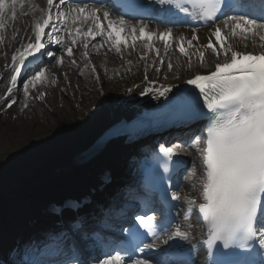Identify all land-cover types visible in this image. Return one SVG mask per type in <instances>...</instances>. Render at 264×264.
<instances>
[{"label":"snow or ice","instance_id":"snow-or-ice-1","mask_svg":"<svg viewBox=\"0 0 264 264\" xmlns=\"http://www.w3.org/2000/svg\"><path fill=\"white\" fill-rule=\"evenodd\" d=\"M63 3L64 0H47L46 9L33 7V11L40 12L39 18L34 20L35 42L27 43L12 56V87L16 86L22 69L27 71L28 66L35 63L29 57L40 59L37 54L45 49L46 42L57 45L64 42V36L60 32L71 39V45L81 43L86 58L89 57V42L95 41L97 37L109 41V50L114 48L117 53L122 52V46L134 47L138 39L143 40L147 42L148 52L154 51L158 62L165 65L166 61L159 59L161 49L151 42L154 39L162 41L165 55H168L169 42L174 39L172 29L150 31L147 25L131 23L133 19L150 14L151 8L143 0H125L124 12L117 19H112L109 11H103L102 15L109 29L107 32L101 21L99 8H90L87 3H77L75 7L61 11L60 5ZM156 3L169 12L175 10L184 13L205 24L217 19L222 21L215 25L212 34L215 43L209 38L205 47L211 49L217 59L221 54L220 50H223L225 61L217 62L215 70L210 74H196L194 78L187 80L186 84L193 87L177 92L170 101V106L177 117H190L195 112L198 118L207 121L200 135L194 136L192 142L184 146L196 148L202 155V202L189 199L188 203L198 209L208 228L206 247L216 253L212 264H264V253L251 251L253 242L264 249V51L259 54L238 51L223 31L224 28L230 29L232 38L245 41L249 37L253 40L258 38L260 47L264 48V0H231V3H225V0H156ZM24 5L25 0H0V32L4 31L5 14L11 12L15 19L16 8H23ZM125 16L129 19H125ZM46 29L51 34H46ZM3 40L4 37L0 35V43ZM191 47V41L187 42L186 47L181 38L178 50L188 58L189 65L191 55L187 49ZM66 51L68 57L73 56L71 46L66 45ZM44 54L57 56V52L51 49ZM140 58L145 59V56L141 55ZM198 59L201 64L205 60L203 51L199 52ZM58 62L62 65L64 57L60 56ZM166 66L169 71L174 67L171 62H167ZM92 70L95 71V66ZM46 71L47 69L37 71L34 80L43 81ZM24 91L28 92L27 85L24 86ZM153 91L149 87L144 94ZM171 91L170 87H162L158 95L166 96ZM8 93H11V88ZM8 106L11 107V104ZM204 108L207 112L203 111ZM201 141L204 142L202 150L198 147ZM181 147V144L162 145L159 152L170 161L178 155L177 150ZM159 180H163V177ZM155 183L158 184L159 181ZM167 198V190L161 185V202L166 203ZM171 199L179 200L180 196L172 193ZM155 211L151 201H144V211L137 216L144 232L133 229L127 244L107 245L102 250L104 258L97 259L96 264H156L150 259L135 258L131 254L141 243L143 248L156 247L155 243H143L145 234H150L153 241L162 239L164 244H168L170 240H189V233L180 227L168 231L162 227V222L158 225ZM165 232L166 239L162 236ZM179 247L180 245H170L169 249ZM143 248L139 250L143 251ZM240 250L250 254L245 255ZM168 251L165 250L164 255ZM158 264H195V257L192 250H189L175 261L161 260Z\"/></svg>","mask_w":264,"mask_h":264},{"label":"bare ground","instance_id":"bare-ground-1","mask_svg":"<svg viewBox=\"0 0 264 264\" xmlns=\"http://www.w3.org/2000/svg\"><path fill=\"white\" fill-rule=\"evenodd\" d=\"M37 8H44L47 7V0H25V5L23 8L17 7L16 8V17L13 19L11 12L5 14L4 19V31L2 32V36L4 37V46L6 48V53L0 52L1 54L6 55L4 60L0 62V67H7L8 70L4 74L3 81L0 83V103L4 102V95L3 90L9 86V79H10V72L12 70V63L11 57L8 59V54L13 55L15 52L14 48L17 46L21 50L24 45H26L27 41L34 39V20L39 18L40 12L33 11V7ZM93 8V7H90ZM101 10V21L106 32L109 30L107 28V21L103 18V11L107 10L111 13L112 19H117L118 16L111 11L109 8L105 7H98ZM135 25H147L150 31H165L168 28L172 29L174 39L171 41L174 44V47L167 48L168 55H165V48L162 44V41L158 39H154L151 43L155 47H159L161 49V55L159 59L165 60L167 62H171L174 67L171 71L168 70L167 66L165 68V72L163 74L158 73L154 70V68L159 64L158 59L156 57L155 52H148L147 42L143 40H137L134 47H123L122 52L117 53L114 48L109 50L110 42L107 41L103 37H97L91 46H89L88 52L91 53L92 51V60L94 61L95 70L99 71V82L94 77V84L95 89L90 83V78L87 75V71L91 72L92 68L89 63L85 60L87 64V68L80 71V69H84L82 65H80L79 69L76 67V64L70 62L71 58L64 55V64H60L59 62L56 66H52L48 68L45 73V78L47 81L54 80L57 76L61 75V73H68L72 76L74 83L76 82L80 86L78 90H74V94L80 95L82 98V102L77 104V99L68 98L67 102L62 101L65 106L67 107V126L66 131L64 134L59 132L58 125L54 126H44L42 122H32L31 126L28 124H24L27 128L24 132L21 131L19 140L22 141L28 135H32L33 138H36V142H41L43 145L30 147L28 149H22L19 143L16 145V148L13 150H3V154L0 156V208L3 211L8 213L11 212V208L19 201L25 199L27 195L26 190H33L37 186L45 183H58L64 184V179L67 177L69 183H78L82 180L81 176H77L76 178L68 179L69 175L76 172L77 169L75 168L76 161L74 160L75 153L87 150L94 142L98 140V138L104 133L109 127L113 124L117 123L118 121H127L132 119L134 113L138 111L140 108V104L143 101H153L155 99H161L158 95V91L162 87H170L172 89L166 96L176 94L181 90V88L186 85V81L192 79L196 74H209L213 72L215 68V64L217 62L223 63L226 57L223 55V50H220L221 54L219 58H215L214 54L212 53L211 49H207L205 46L209 42V38L212 39V42L215 43V38L213 37V32L215 26L210 28H194L192 26L182 27V28H172L167 25H155L151 24L150 22H137L133 23ZM223 31L225 34L230 38L231 45L238 51H243V48L251 49L250 51L253 53H261L264 51V48L260 47L259 39L253 40V38L249 37L247 41L240 39V38H232L230 29L224 28ZM15 34V37H10L8 33ZM64 36V45L63 47V54H65V47L66 45H70L73 50L83 49L81 43L77 45H71V39L64 33L61 32ZM34 37V38H32ZM194 37H198V39H194ZM181 38L184 39L185 46L187 47V42L191 41L193 47L188 48V52L191 55V58L196 59L192 62L191 68L187 69L186 65L189 63L184 57L181 56L179 53V43ZM89 42V44H90ZM26 43V44H25ZM99 45H103V47H99ZM247 45V46H245ZM76 47H79L76 49ZM203 51L205 53V60L201 64L199 62V52ZM17 52H15L16 54ZM74 55V54H73ZM141 55L145 56V59H141ZM75 57V56H74ZM230 58V53H229ZM84 61L81 62V64ZM155 64V67H153ZM204 66L206 71L203 70L202 67ZM152 69L151 75L154 81L159 80V82L152 87V85H148L145 81H136L137 76L139 75L140 70L144 69ZM87 70V71H86ZM132 70L134 73V80L136 83H139V88L135 91L134 89L130 88L127 84L130 83L131 80L127 79V72ZM4 73V72H2ZM0 73V75L2 74ZM67 74V75H68ZM172 74L167 80V75ZM191 74V77H190ZM93 76V74H92ZM39 84V88L46 87L48 82L46 83V79ZM152 79V80H153ZM174 79H177L176 81ZM164 82V83H163ZM99 83V85H98ZM132 84V83H131ZM152 87L154 89L153 92L144 94V92L149 88ZM106 98V110L104 113L101 114V117L98 120L96 125H87V130L83 127H70L68 124L71 109H74L73 106L80 105V110L86 108L89 103L98 102L101 98L99 92L101 90ZM36 90V87H35ZM98 91V92H97ZM97 92V93H96ZM37 93V91H36ZM76 96V95H75ZM77 97V96H76ZM33 100L35 99L34 94L30 96ZM67 105H66V103ZM18 102L16 103V105ZM32 104V103H31ZM29 100L23 106L27 105V109L31 106ZM15 105V106H16ZM14 106V107H15ZM33 107L30 109L33 111V115L36 120L42 119V108H34L36 105H32ZM13 107V108H14ZM2 108H0V111ZM30 111V112H31ZM40 116H39V115ZM1 120V119H0ZM2 122V121H0ZM38 124V126H34ZM6 123H3L0 126V130H6L8 127H4ZM7 126V125H6ZM10 126V123L8 124ZM37 127V129L35 128ZM79 128L81 130H79ZM79 130V131H78ZM51 146V147H50ZM101 150V149H99ZM187 151H184L188 158L191 159L196 158V155H199L196 151V148H188ZM106 155L112 159L116 152L115 144L110 145L107 151H105ZM21 153H25L27 155L26 160L20 159L19 155ZM182 156V155H181ZM122 163V162H121ZM120 161H118V165ZM117 164L115 167L111 169L112 175H114V180L116 182L111 184L107 187L105 192L102 195L94 197V203L92 207H88L86 211H83L79 214L78 220L84 222L88 227L89 226H102L106 225V223L102 220L104 215L109 216V218H114L113 216L121 215L124 216L127 214L129 209L127 207L121 209L117 207L118 200H130L129 192L127 187H123L119 184L121 182V166L119 167ZM130 165L129 167H131ZM133 167V166H132ZM135 170V169H134ZM137 171V170H135ZM41 172H45L48 176H45L41 180L35 181L32 180L37 177ZM202 172L201 169H192L189 173L188 179L185 181L187 183L186 188L184 189L185 197L190 196L191 198H199L200 191L202 190L203 179H202ZM129 180V179H128ZM41 183V184H40ZM201 197V196H200ZM126 211V212H125ZM8 214L6 213L4 216L0 217V221L2 224L8 219ZM59 223L67 224L68 228L73 230L74 227L70 222V213L65 212L59 215H49L43 214L40 215L32 225L19 224L20 222H15L7 229L4 228L5 233L2 238H0V243L2 245L7 244L8 241L12 239H16V245L12 246L10 253H16L18 251H22L25 245L29 240V236L44 232L50 234H66L67 240L64 243H61L62 249L67 252L71 251L70 243V235L72 232H65V229L60 226L49 225V222L54 220ZM180 228L187 232L190 231L191 236H189V240L186 242L188 244H196L197 236L201 233L200 228L196 227H189L186 223H183ZM83 233V232H82ZM79 238L84 237L81 233H76ZM45 235V233H44ZM20 245V246H18ZM24 245V246H21ZM28 251V249H27Z\"/></svg>","mask_w":264,"mask_h":264},{"label":"rangeland","instance_id":"rangeland-1","mask_svg":"<svg viewBox=\"0 0 264 264\" xmlns=\"http://www.w3.org/2000/svg\"><path fill=\"white\" fill-rule=\"evenodd\" d=\"M245 51L247 50H251V49H247V48H243ZM92 53V51H91ZM73 57L71 58L70 62L75 61L74 65L76 64V67L79 69L80 65L83 66L84 69H80V71L84 70L87 68V64L85 62V59L83 58V53H82V49H78L73 50ZM62 55V54H61ZM92 55V54H91ZM75 56V57H74ZM182 57H184L183 55H181ZM184 59H187L188 62V58L184 57ZM84 61L82 64L81 62ZM193 62V61H192ZM192 62L190 63V65H186V68L189 69L191 68V66L193 65ZM80 65H79V64ZM189 63V62H188ZM2 66V65H0ZM203 68V70L201 71H206L204 70L205 67L204 66H200ZM165 68H166V64L165 65H161L160 63L154 68L155 71H157L160 74H163L165 72ZM3 67H0V70H2ZM159 69V70H157ZM87 71V70H86ZM152 69H142L139 71V75L136 78V81H145V77H150L151 79H153L152 75H151ZM87 75L90 78V83L93 86V89H95V84H94V76H92V72H88L87 71ZM68 73H61V75L57 76L54 80V83H52V80L47 81L46 79V83L48 82V85H46V87L43 88H37V93L35 91V99L33 100L32 98H27V101L24 102L26 95L28 94V92H21V97L19 100V104L17 107H15L11 112L2 115L0 117V126L3 123V121L6 123V125H4V127H8L6 130H0V156L3 154V150H13L14 148H16V145L19 143V138H20V133L21 131H25L27 128L24 126V124H28L31 126L32 122H42L44 126H47L49 124V126H60L59 127V132H61V134H64L66 131V127L67 126V107L65 106V104L62 101H66L68 98H72V99H77V104H79L80 102H82V98H81V94L77 95L74 94V90H78V87L81 85L79 82V85L72 79V76H70ZM136 76V75H135ZM134 73L132 72V70H129L127 72V79L131 80L129 84H127L130 88H133L134 86H137L134 80ZM167 80H169V77L172 76V74H168L167 75ZM191 77V74H190ZM175 81L177 79H174ZM97 81L99 82V80L97 79ZM132 83V84H131ZM164 83V82H163ZM99 85V83H98ZM103 89L101 90V92H99L100 95V100L98 102H92L89 103L88 106H86V108L80 110V105H76L73 106L74 109H71L70 112L71 113L69 120H68V124H70V127H83L85 130H87V125H96L98 123L99 118L101 117V114L105 112L106 110V98L105 95L103 94ZM98 92V91H97ZM96 92V93H97ZM46 94V95H44ZM77 97H76V96ZM30 102V108L27 109L23 106V102ZM65 102V103H66ZM32 105H36V107L34 108H42V114L40 113L42 117V119H35L32 113L33 111H31L30 109L33 107ZM67 105V103H66ZM31 111V112H30ZM39 115V114H38ZM39 115V116H40ZM10 123V126H8V124ZM48 123V124H47ZM34 126H38V124L34 125ZM37 129V127H35ZM79 130H81L79 128ZM78 130V131H79ZM36 140V138H33L32 135H28L26 136V138L22 141H20V145L22 147V149H28L30 147H36V146H41L43 145L41 142H36L34 141ZM51 147V146H50ZM27 155L25 153H21L19 155L20 159H25L26 160ZM192 166H190L191 168ZM23 208H28L29 210H33L35 208L34 204H31L29 202H27ZM24 212H20V213H25ZM0 214H4V212L1 210ZM14 214H19L18 212H15ZM11 216V215H10Z\"/></svg>","mask_w":264,"mask_h":264}]
</instances>
